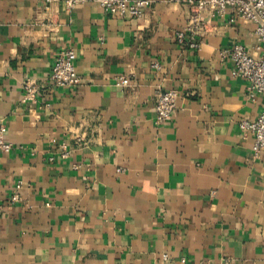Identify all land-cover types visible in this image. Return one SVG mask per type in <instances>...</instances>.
<instances>
[{
  "label": "crops",
  "instance_id": "0c3cea01",
  "mask_svg": "<svg viewBox=\"0 0 264 264\" xmlns=\"http://www.w3.org/2000/svg\"><path fill=\"white\" fill-rule=\"evenodd\" d=\"M195 11L0 0V124L13 143L0 152V264H264V151L239 127L264 97L221 55L254 52L256 24L204 9L200 47L180 45ZM62 48L76 52L72 88L50 77ZM170 89L177 107L159 124L156 93Z\"/></svg>",
  "mask_w": 264,
  "mask_h": 264
},
{
  "label": "built area",
  "instance_id": "2783aa9c",
  "mask_svg": "<svg viewBox=\"0 0 264 264\" xmlns=\"http://www.w3.org/2000/svg\"><path fill=\"white\" fill-rule=\"evenodd\" d=\"M50 1V0H47ZM79 0H66L67 4H75ZM97 2L106 12L121 17L141 18L147 9L152 6L153 0H92ZM171 2L186 3L198 8L191 16L188 24L176 32L177 42L180 45H189L198 48L201 45L199 36L203 35L207 22L203 19L202 10L210 9L212 16L223 15L228 8H235L238 14L245 20L256 24V35L258 42L254 52L249 51L243 44H235L223 49V58H229L234 63L232 69L233 77H241L248 82V91L251 97L260 94L264 97V0H168ZM76 52L72 48H62L55 59L53 70L50 75L55 86L72 88L82 81L77 71ZM125 77L118 79V84H123ZM39 87L34 79L24 82V96L27 100L38 98ZM179 92L175 89L158 90L156 93V122L161 124L167 122L173 115ZM239 127L245 133L252 134L254 138L255 154L264 151V110L253 120L243 119ZM5 127L0 124V152H9L13 143L6 139ZM62 156L67 157L64 150ZM54 158L52 157L51 160ZM79 165L75 164V168ZM23 182L17 183V190L22 187ZM21 199L19 192L12 195L11 200L16 202ZM163 260H168V254L163 255ZM174 264H193L186 257L180 258Z\"/></svg>",
  "mask_w": 264,
  "mask_h": 264
}]
</instances>
